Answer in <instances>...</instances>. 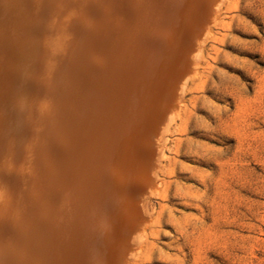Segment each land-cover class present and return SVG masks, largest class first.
<instances>
[{
  "label": "rangeland",
  "instance_id": "1",
  "mask_svg": "<svg viewBox=\"0 0 264 264\" xmlns=\"http://www.w3.org/2000/svg\"><path fill=\"white\" fill-rule=\"evenodd\" d=\"M0 264H264V0H0Z\"/></svg>",
  "mask_w": 264,
  "mask_h": 264
},
{
  "label": "bare ground",
  "instance_id": "2",
  "mask_svg": "<svg viewBox=\"0 0 264 264\" xmlns=\"http://www.w3.org/2000/svg\"><path fill=\"white\" fill-rule=\"evenodd\" d=\"M46 12H47V11H46ZM41 17H42V16H41ZM96 20H97V19H96ZM40 21H41V20H40ZM92 25H93V24H92ZM6 27H7V26H6ZM41 35H42V34H41ZM95 38H96V37H95ZM92 40H93V39H92ZM42 41H43V40H42ZM10 57H11V56H10ZM89 59H90V58H89ZM90 61H91V60H90ZM69 73H70V72H69ZM69 77H70V76H69ZM71 83H72V82H71ZM53 85H54V84H53ZM19 88H20V87H19ZM75 88H76V87H75ZM34 89H35V88H34ZM50 90H51V89H50ZM58 93H59V92H58ZM104 94H105V93H104ZM21 97H22V96H21ZM74 102H75V101H74ZM24 108H25V107H24ZM12 112H13V111H12ZM26 114H27V113H26ZM73 119H74V118H73ZM90 121H91V120H90ZM45 124H46V123H45ZM12 126H13V125H12ZM44 131H45V130H44ZM71 131H72V130H71ZM67 132H68V131H67ZM67 132H66V133H67ZM17 134H18V133H17ZM36 142H37V141H36ZM58 143H59V142H58ZM5 145H6V144H5ZM12 146H13V145H12ZM12 146H11V147H12ZM67 146H68V145H67ZM16 147H17V146H16ZM68 147H69V146H68ZM13 148H14V146H13ZM13 150H15V148H14ZM11 151H12V150H11ZM12 153H13V152H12ZM14 153H15V152H14ZM11 155H12V154H11ZM11 155H10V156H11ZM89 155H90V154H89ZM5 160H6V157H5ZM5 160L3 161V163H1V165L4 164ZM8 160H9V159H8ZM11 160H12V159H11ZM11 160H10V161H11ZM9 163H10V162H9ZM51 163H52V162H51ZM5 165H7V163L4 164V166H5ZM2 166H3V165H2ZM49 168H50V167H49ZM6 171H7V170H6ZM6 171H5V172H6ZM52 171H53V170H52ZM52 173H53V172H52ZM6 174H7V172H6ZM2 181H3V180H2ZM56 181H57V180H56ZM55 184H56V183H55ZM47 197H48V196H47ZM32 208H33V207H32ZM46 249H47V248H46Z\"/></svg>",
  "mask_w": 264,
  "mask_h": 264
}]
</instances>
